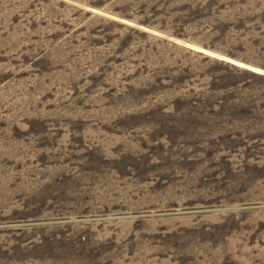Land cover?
Instances as JSON below:
<instances>
[{
  "label": "rangeland",
  "instance_id": "obj_1",
  "mask_svg": "<svg viewBox=\"0 0 264 264\" xmlns=\"http://www.w3.org/2000/svg\"><path fill=\"white\" fill-rule=\"evenodd\" d=\"M0 264H264V0H0Z\"/></svg>",
  "mask_w": 264,
  "mask_h": 264
}]
</instances>
